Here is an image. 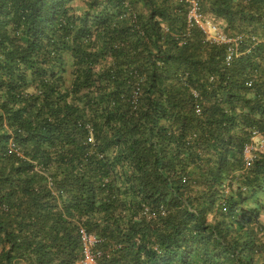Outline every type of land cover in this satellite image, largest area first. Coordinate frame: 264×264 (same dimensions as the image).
<instances>
[{"label":"trees","instance_id":"trees-1","mask_svg":"<svg viewBox=\"0 0 264 264\" xmlns=\"http://www.w3.org/2000/svg\"><path fill=\"white\" fill-rule=\"evenodd\" d=\"M0 0V264H264V0Z\"/></svg>","mask_w":264,"mask_h":264},{"label":"built area","instance_id":"built-area-1","mask_svg":"<svg viewBox=\"0 0 264 264\" xmlns=\"http://www.w3.org/2000/svg\"><path fill=\"white\" fill-rule=\"evenodd\" d=\"M190 3V10L188 12L187 18L190 24H195L199 26L207 35V39L221 43L227 42L230 43V46L227 49L226 60L230 61L234 54L236 53V45L239 37L228 38L226 37L221 28L217 25L212 24L210 20L204 18L203 13L200 11L197 0H188ZM252 143L246 145L244 149L245 163L252 161V152L256 148H262L264 145V140L259 138L257 132H253ZM98 239L93 234H87L83 232L82 234V244H83V264H96L95 257L92 252V248L97 244Z\"/></svg>","mask_w":264,"mask_h":264},{"label":"rangeland","instance_id":"rangeland-1","mask_svg":"<svg viewBox=\"0 0 264 264\" xmlns=\"http://www.w3.org/2000/svg\"><path fill=\"white\" fill-rule=\"evenodd\" d=\"M211 21V20H210ZM212 22V24H214V25H218L219 26V24L218 23H216V22H214V21H211ZM263 221H264V219H263Z\"/></svg>","mask_w":264,"mask_h":264},{"label":"crops","instance_id":"crops-1","mask_svg":"<svg viewBox=\"0 0 264 264\" xmlns=\"http://www.w3.org/2000/svg\"><path fill=\"white\" fill-rule=\"evenodd\" d=\"M264 219V218H263Z\"/></svg>","mask_w":264,"mask_h":264}]
</instances>
